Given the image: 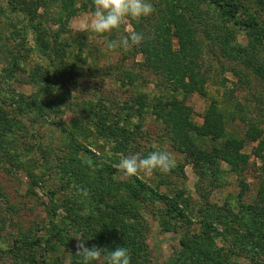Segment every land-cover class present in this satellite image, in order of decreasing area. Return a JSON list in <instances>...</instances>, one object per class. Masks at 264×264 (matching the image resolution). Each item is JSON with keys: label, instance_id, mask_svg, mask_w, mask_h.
<instances>
[{"label": "rangeland", "instance_id": "rangeland-1", "mask_svg": "<svg viewBox=\"0 0 264 264\" xmlns=\"http://www.w3.org/2000/svg\"><path fill=\"white\" fill-rule=\"evenodd\" d=\"M196 1L150 0V16L97 35L86 26L93 0H0V264H80L79 234L106 255L98 242L115 233L105 212L124 199L142 264H208L201 245L226 264H264V211L251 213L264 149L247 139L246 122L264 129V38ZM237 1L240 18L264 22L255 0ZM129 31L144 35L139 46L107 49ZM154 150L177 166L118 173L121 155ZM152 191L178 197L188 218Z\"/></svg>", "mask_w": 264, "mask_h": 264}, {"label": "clouds", "instance_id": "clouds-1", "mask_svg": "<svg viewBox=\"0 0 264 264\" xmlns=\"http://www.w3.org/2000/svg\"><path fill=\"white\" fill-rule=\"evenodd\" d=\"M155 12L150 0H93V11L87 21V28L97 35L119 30L129 19L148 17ZM144 40L140 32L129 31L118 40L107 42V49L117 48L127 51L139 46ZM91 164V161H87ZM176 159L173 153L167 150H154L146 156L139 153L121 155L116 165L118 173L125 178L138 177L140 175L151 176L156 171L168 174L176 167ZM80 194L87 197V189H80ZM76 239V254L81 258L80 264H131V255L126 247H117L115 250L104 254V249L97 246H86L83 234L74 236ZM4 250H7L6 247Z\"/></svg>", "mask_w": 264, "mask_h": 264}, {"label": "trees", "instance_id": "trees-1", "mask_svg": "<svg viewBox=\"0 0 264 264\" xmlns=\"http://www.w3.org/2000/svg\"><path fill=\"white\" fill-rule=\"evenodd\" d=\"M210 1L212 3H214L215 5H217L224 12V14H226L232 20L234 19L236 23L243 25L244 27H246V29H248V31L250 33L252 32L255 35H257L258 36L257 38L259 40L264 38V22L263 21L261 22V20L257 19L256 15H254L252 13L247 17H241L240 18L239 13H240L241 8H243V5H241L237 0H210ZM255 1H256L257 5L259 4L260 7L264 10V0H255ZM196 2H197L196 0H193L194 5L196 4ZM176 9L177 8H172V9H170V11L168 13L173 16ZM180 15H183V13H181ZM41 44H43V49L47 48V45L45 44V42L41 43ZM155 46L156 45L154 44L153 48ZM164 57L165 56H161L162 59ZM257 71L262 75L264 74L262 67L257 68ZM5 121H6V124L4 126L3 125L2 126H3V128H6V131H9L12 127V124L10 123V121H7V120H5ZM246 122L248 124L247 139H250L252 141H258V146L256 147L255 150L263 151V149H264V129H260L255 124V122H253V120H251V119H247ZM216 128L218 129V132H215ZM214 129H213L212 134H218V133L221 134L223 127H220L219 125H217V126H215ZM4 135H5L4 133L0 134V140H4ZM0 147H2V146H0ZM224 155H226V154H224ZM235 156H234V153H232L230 151L228 153V157L226 155V159H228L230 162H233V165L235 164V166H236V161L234 162ZM239 156H240V159H242L245 162L247 161V159L249 157L248 155H246L244 157H242L241 155H239ZM208 158L212 163H214V161L211 159V157H208ZM1 160H2V158L0 159V161ZM237 165H238V163H237ZM140 187H133V188L140 190ZM101 194H103L101 197L103 200H106V198L113 195V193L109 192V190L102 191ZM133 194L130 195L129 198H132V197L134 198V196L137 197L139 195V192L133 191ZM152 194L155 195L157 198H159L160 201H164L167 204L168 211L173 212V213L175 212L178 216H180L183 219L188 218L187 217V211L183 206L180 205L179 200L177 199L178 197L171 198V197L167 196L166 194H162L159 192H156V193L153 192ZM258 194H259V197H258L256 203L253 206H251L252 207L251 213H253L255 215L262 214L264 211V190H262V191L260 190ZM0 195H2L1 191H0ZM120 197H123V195H121ZM123 198H122V200H123ZM114 202H116L120 207H118L117 211L112 209V211L105 212V215H107L108 217H104V219L109 218V219H111V222H110V220H108V223H104L105 224L104 226L105 227L111 226L109 228L108 232H110V233L113 232V233H115V235L111 239L106 238L104 241L106 243H102V244H100V242H98V243L102 247H105L107 249L106 250L107 252L115 250L117 247H121V246L126 247L127 249H129V252L131 255V264H142V262L145 261L146 259L141 256L140 251L144 248H141L140 244H137V242L135 241V236L132 237L131 233L128 232V230L131 231V229L134 225V223H133L134 221L131 220L130 217L125 216V214L132 212L133 209H131V207H130V209L127 211L128 213L124 214V212H123L124 209H126L127 206L130 205L129 203L126 204V199H124L123 203L119 202V201H114ZM117 204H116V206H117ZM133 207H134V205H133ZM118 211H119V213H117ZM118 223L122 224L124 227L121 229H116ZM112 226L115 229H113V231H110ZM206 228L209 230V226H207ZM208 230H206L205 232H207ZM262 235H264V234H262ZM185 238H186V240L183 241L184 248L185 249L192 248L194 239L190 238L189 236H186ZM197 239H200L201 242H203V240H205L206 237L200 236ZM196 250L197 251L199 250L198 251L199 254L201 253V254L205 255V257L207 258L208 264H210L209 262H211V261L214 262L213 264H226L224 261V257L222 259L221 254L220 255L218 254L219 258H216L215 255H212L211 250L208 249L207 246L203 247L201 245Z\"/></svg>", "mask_w": 264, "mask_h": 264}]
</instances>
